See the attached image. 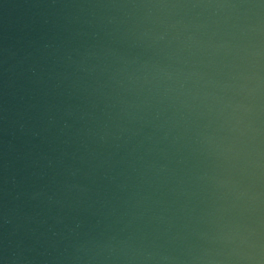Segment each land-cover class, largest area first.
Listing matches in <instances>:
<instances>
[{
	"label": "water",
	"instance_id": "1",
	"mask_svg": "<svg viewBox=\"0 0 264 264\" xmlns=\"http://www.w3.org/2000/svg\"><path fill=\"white\" fill-rule=\"evenodd\" d=\"M0 264H264V0H0Z\"/></svg>",
	"mask_w": 264,
	"mask_h": 264
}]
</instances>
